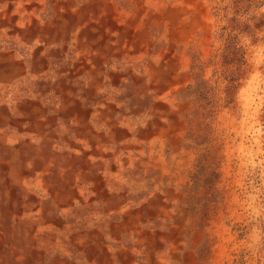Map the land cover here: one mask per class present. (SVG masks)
Returning <instances> with one entry per match:
<instances>
[{
	"label": "bare ground",
	"instance_id": "bare-ground-1",
	"mask_svg": "<svg viewBox=\"0 0 264 264\" xmlns=\"http://www.w3.org/2000/svg\"><path fill=\"white\" fill-rule=\"evenodd\" d=\"M209 5L0 0V264H253L183 193L207 145L217 183L242 185L239 94L210 102L208 144L190 124L199 84L224 87Z\"/></svg>",
	"mask_w": 264,
	"mask_h": 264
},
{
	"label": "rangeland",
	"instance_id": "rangeland-1",
	"mask_svg": "<svg viewBox=\"0 0 264 264\" xmlns=\"http://www.w3.org/2000/svg\"><path fill=\"white\" fill-rule=\"evenodd\" d=\"M208 4L215 21L223 24L222 45L219 61L214 62V72L224 80V87L210 86L206 82L199 84L190 124L194 125L192 133L197 134L200 143L208 144L212 141L206 118L210 102L222 97L217 101H225L230 107L239 94L241 119L246 120L241 158L242 185L240 189H234L239 198V203L234 202L238 217L234 218L230 212L233 186L217 183L220 173L209 162L210 145L199 152L195 172L183 190L185 204L198 228L205 222L213 223L221 218L238 227L241 256L251 253L253 264H264V0H208ZM202 100L204 107L199 113ZM246 110H253L252 120L250 112L245 115ZM252 123L253 131L250 129ZM248 196L254 198L253 211L249 210ZM249 228L253 229L254 236L245 240ZM249 243L254 246L252 251ZM241 264H245L244 260Z\"/></svg>",
	"mask_w": 264,
	"mask_h": 264
}]
</instances>
